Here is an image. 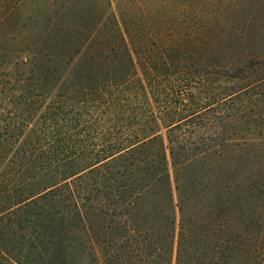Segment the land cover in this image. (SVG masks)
I'll return each instance as SVG.
<instances>
[{
	"label": "trees",
	"instance_id": "1",
	"mask_svg": "<svg viewBox=\"0 0 264 264\" xmlns=\"http://www.w3.org/2000/svg\"><path fill=\"white\" fill-rule=\"evenodd\" d=\"M45 1L0 0V264H264V57Z\"/></svg>",
	"mask_w": 264,
	"mask_h": 264
},
{
	"label": "rangeland",
	"instance_id": "2",
	"mask_svg": "<svg viewBox=\"0 0 264 264\" xmlns=\"http://www.w3.org/2000/svg\"><path fill=\"white\" fill-rule=\"evenodd\" d=\"M81 1L84 8L93 4ZM98 6L109 8L103 0ZM111 8H136L137 22L150 29L141 39L207 42L218 50L211 55L215 60L264 57V0H111Z\"/></svg>",
	"mask_w": 264,
	"mask_h": 264
}]
</instances>
